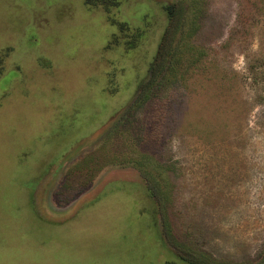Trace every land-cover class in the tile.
<instances>
[{"label":"rangeland","instance_id":"rangeland-1","mask_svg":"<svg viewBox=\"0 0 264 264\" xmlns=\"http://www.w3.org/2000/svg\"><path fill=\"white\" fill-rule=\"evenodd\" d=\"M181 257L264 264V0H0V264Z\"/></svg>","mask_w":264,"mask_h":264},{"label":"trees","instance_id":"trees-1","mask_svg":"<svg viewBox=\"0 0 264 264\" xmlns=\"http://www.w3.org/2000/svg\"><path fill=\"white\" fill-rule=\"evenodd\" d=\"M184 18H185V13L183 11V6L170 7L169 26L165 33L163 42L161 44L157 62L152 70L151 81L149 82V84H151V82L153 83V81L157 83L158 80L160 79H161L160 81L161 82L163 81V83L165 84H172V82L177 81L178 77L176 75L179 70L178 65H179L180 59L176 60V56H177L176 42H177V38L179 34L183 30ZM163 73H166V75H163ZM150 88H148V90H150ZM146 91L144 89L142 90L141 94L135 101L134 106H137L143 102L141 100L143 96L145 98L148 97L149 92H146ZM152 192H154L153 194L155 193L157 194V190H155L154 188H152ZM159 203H161V201H159ZM181 258L182 260L189 261L191 264H207L205 262L192 260L191 258H187V257H181Z\"/></svg>","mask_w":264,"mask_h":264}]
</instances>
